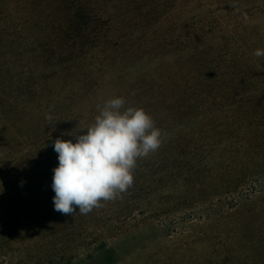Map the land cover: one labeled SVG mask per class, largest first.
<instances>
[{
  "label": "trees",
  "instance_id": "obj_1",
  "mask_svg": "<svg viewBox=\"0 0 264 264\" xmlns=\"http://www.w3.org/2000/svg\"><path fill=\"white\" fill-rule=\"evenodd\" d=\"M209 1L0 0V264H125L122 238L155 211L150 196L126 191L74 216L52 199L53 140L75 142L69 134H83L105 100L149 111L207 83L264 94V57L253 55L264 49V25H255L264 0H232L223 13L205 9ZM227 215L207 214L200 227ZM153 217L166 236L167 217Z\"/></svg>",
  "mask_w": 264,
  "mask_h": 264
},
{
  "label": "rangeland",
  "instance_id": "obj_2",
  "mask_svg": "<svg viewBox=\"0 0 264 264\" xmlns=\"http://www.w3.org/2000/svg\"><path fill=\"white\" fill-rule=\"evenodd\" d=\"M231 1L211 0L205 9L223 13ZM255 87L207 83L197 96L149 102L162 144L138 161V186L127 191L150 196L155 211L122 238L125 264H264V94ZM213 212L228 215L205 231L201 222ZM161 213L166 236L153 217Z\"/></svg>",
  "mask_w": 264,
  "mask_h": 264
},
{
  "label": "clouds",
  "instance_id": "obj_3",
  "mask_svg": "<svg viewBox=\"0 0 264 264\" xmlns=\"http://www.w3.org/2000/svg\"><path fill=\"white\" fill-rule=\"evenodd\" d=\"M253 55L264 57V49ZM126 104L122 96L109 98L97 106L98 114L83 134H69L75 142L53 140L58 159L51 185L56 212L86 215L120 198L134 183L138 161L161 147L163 133L152 116ZM45 119L54 122L49 113Z\"/></svg>",
  "mask_w": 264,
  "mask_h": 264
}]
</instances>
